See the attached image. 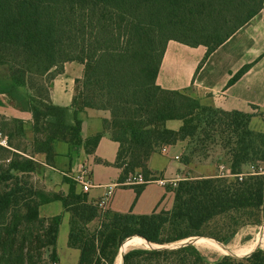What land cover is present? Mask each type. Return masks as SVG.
<instances>
[{
  "label": "trees",
  "instance_id": "trees-1",
  "mask_svg": "<svg viewBox=\"0 0 264 264\" xmlns=\"http://www.w3.org/2000/svg\"><path fill=\"white\" fill-rule=\"evenodd\" d=\"M263 10L264 0H0V95L30 110L34 121L29 141L22 120L0 116V135L8 140V147L0 145V264H60L64 215L78 264H116L133 237L160 247L194 237L227 246L243 229L264 226V132L251 128L253 118L264 121V107L229 112L193 97V87L176 91L158 84L170 42L205 47L200 72ZM260 60L243 66L227 88ZM72 62L84 66L83 77L72 106H56L52 83ZM88 110L110 118L84 140ZM170 121L183 125L172 130ZM106 135L119 145V183L144 175L146 184L131 186L138 198L160 180L150 170L153 155L179 143L187 144L182 164L214 159L232 176L181 180L173 207L160 204L149 215L102 211L68 177L67 193L35 179L37 155L54 167L57 146L64 144L74 151L84 147L91 158ZM56 202L64 214L43 217L41 208ZM124 264H264V249L211 261L195 245L138 248L125 254Z\"/></svg>",
  "mask_w": 264,
  "mask_h": 264
},
{
  "label": "crops",
  "instance_id": "crops-1",
  "mask_svg": "<svg viewBox=\"0 0 264 264\" xmlns=\"http://www.w3.org/2000/svg\"><path fill=\"white\" fill-rule=\"evenodd\" d=\"M206 52L207 49L205 47L192 49L174 41L170 42L158 77V84L164 89L176 91H182L193 87V97L200 99L203 101V103L229 112L242 111L250 113L252 112L251 106H258L261 108L264 107V10L248 25H246L236 35H234L217 52H215L201 69V71L196 74L198 64L203 59V55H205ZM260 57L261 60L246 75H244L235 85L227 88L229 81L243 66L254 62ZM259 66H262L260 70L262 71L260 73L261 78H253V75ZM65 71L66 66L64 74L58 75L53 81L50 89V96L54 105L68 108L71 107L73 103V89L75 88V85L74 80H72V88L65 84ZM0 116H5L8 119L22 120L26 124L27 139L29 141L33 140L32 126L34 121L33 114L30 110L20 108L17 103L7 95H0ZM86 116L87 118L84 119ZM108 118H110L109 112L88 110V112L82 117L83 139L86 140L92 134L101 131L103 127V120ZM251 128L257 132H264V121L262 118H253L251 122ZM107 139H111L109 135L104 136L98 146L95 156L91 158L87 156L84 147H80L78 150L74 151L71 147L61 144V148H64L65 146L66 148L64 150L61 149L58 152L54 167L47 165L45 156L37 155L36 161L38 162V167L35 174V179L42 183L49 191H62L67 193L69 186L64 183V177L74 180L75 175L80 171L84 164L88 165V163H90L89 161L93 160L96 162L98 159L102 162L98 164L110 166L105 164H109L110 162L107 161L101 154V149ZM186 146V143H179L175 146L167 148L164 153L154 154L150 161L151 172L156 177H161V179L164 180H184L189 178L187 176L184 177V173L185 170L190 169L194 163L187 166L181 163V158L186 152ZM176 148H178V152L176 154L175 160L178 161L181 167H173L172 159H170V154L172 153L173 149ZM204 164V167H201L199 169L200 172H198L203 173L204 175H202V177L198 176L196 179L219 177L220 171L217 168L207 167L209 169L207 172V163ZM221 167L222 165H220V169ZM116 169L119 172L117 183L112 182L105 185H96L94 184L92 177L93 186L90 192L87 193L91 202L97 203L99 200H101L105 196L110 186H117L114 189L113 194L117 189H131L135 192V190L131 187L118 186V184H120L119 178L121 171L118 168ZM56 173L60 174L61 177L55 175ZM157 183L160 182H152L148 184L147 187ZM78 188L80 191H82L80 187ZM52 205H55V203L45 205L41 208V215L43 217L48 218L64 214L63 205L61 208L57 206L58 208H54L55 210H50L49 213L44 214V209L47 207L52 209ZM157 207H155V209ZM107 209L120 213H128L130 211L134 212L132 208L129 211H120L116 209L114 207V198L112 200L110 199ZM155 209L152 211V213L155 211ZM135 212V214L142 215L138 210ZM67 216L69 224V215H64V219ZM68 248L72 249L69 246Z\"/></svg>",
  "mask_w": 264,
  "mask_h": 264
},
{
  "label": "rangeland",
  "instance_id": "rangeland-1",
  "mask_svg": "<svg viewBox=\"0 0 264 264\" xmlns=\"http://www.w3.org/2000/svg\"><path fill=\"white\" fill-rule=\"evenodd\" d=\"M198 48H192V49H198ZM202 52H203V50H202ZM206 53H205V55H203L204 56L203 59L198 64V67L196 69V74L199 73L198 68L200 67L201 63L203 62V60L206 56ZM254 62H252V63H254ZM252 63H249V64H252ZM261 68H262V66L257 67V70L255 71V73L253 75V78H256V79L261 78L260 77V73L262 72V71H260ZM83 72H84V66L82 64H79L76 62L66 64L65 84L67 86H69L70 88H72V80H74V85L76 87V81L83 77V74H84ZM62 74H64V73H62ZM38 82L39 83L43 82V83H45L46 86L48 84L46 79H39ZM66 85H65V87H66ZM73 93L75 95V88L73 89ZM86 118H87V116L84 117V119H86ZM181 126H182V122H180V121H170L167 124V127L169 129H172V130H179L181 128ZM61 146H62L61 144H59V146H57L58 152L61 149L64 150L66 148V146L64 148H61ZM117 150H118V145L116 143H114L113 141H111V139L110 140L107 139V141L105 142V144L103 145V147L101 149V154L107 161L110 162L109 163L110 166L98 164L97 162H95L93 160L89 161L90 163H88L87 166L89 167L90 172L92 174L94 184L105 185V184L112 183V182H114V183L118 182L117 178L119 177V172L116 169V167L114 166L116 158H117ZM177 152H178V148L173 149L172 153L170 154V157H171L170 159H172V166L173 167H181V165L178 163V161L175 160ZM215 155L216 154L211 153L212 157ZM204 163H207L206 168L207 167L208 168H217L220 171L219 177L222 175L223 170L220 169V165H223V163L214 162V159H208L206 161L198 160L197 162H195L191 166L190 169L185 170L184 177L187 176L192 180H195L198 176L202 177V175H204V174L198 173V172H200L199 169L201 167H204V165H205ZM208 168H207V172L209 171ZM260 168H264V165H261ZM210 170H212V169H210ZM248 172H251V170L247 169L246 173H248ZM55 175H57L58 177H61V175L58 173H56ZM157 178H159L160 180H164V179H161V177H157ZM177 188L178 187H174L171 184H168L166 187L160 183L152 184V185L147 187L145 192L139 198L136 196L135 192L131 189H117L115 191V193L113 194V196L111 197V200L114 198V207L120 211H129L132 208L134 210V213H136L135 211L138 210L140 212V214H142V215H149L152 213V211L155 209V207H157L159 204H161L162 209H171L173 207V204H174L175 191ZM52 206H53V207H51L52 209H50L48 207L45 208L43 213L44 214L49 213L50 210H55L54 208H58L57 206H59L61 208L62 204L61 203H55V205H52ZM68 225L69 224H68V216H67L65 219H63V223L61 226V231H60V236H59V241H58V254H59V257L61 260V264H77L78 259H79V252L76 250L69 249L67 246V242H68V238H69ZM208 239H210V238H208ZM212 240H214V239H212ZM259 240H262V242L260 243V246L257 249H259L261 247H262L261 249H264V226H262V227H249V228L243 229L237 235L235 240L230 245H227V246L224 245V247L228 249V252H225V253L223 251L214 250L212 248L209 249V248H203V247H198V246L197 247L204 255L208 256V258H210L211 261H214V260H216L220 257H223V256H232V257L243 259V258L251 256L257 249L249 256H238L234 253V251L242 250L245 247H247L248 245L250 246L252 243H255ZM185 242L186 241H183L181 243L179 242V244H177V245L183 244ZM220 245H222V244H220ZM156 247H160V246H156ZM168 247H170V246H168ZM145 249H148V248H145Z\"/></svg>",
  "mask_w": 264,
  "mask_h": 264
},
{
  "label": "built area",
  "instance_id": "built-area-1",
  "mask_svg": "<svg viewBox=\"0 0 264 264\" xmlns=\"http://www.w3.org/2000/svg\"><path fill=\"white\" fill-rule=\"evenodd\" d=\"M0 145L3 147H8V140L6 137H3L2 135H0ZM221 170H223L221 177H231L232 176L231 171L229 169H227L224 165H222ZM260 173L262 175H264V168L260 169ZM74 181L79 185V187L82 189L83 193H89L90 192V190L93 186V181H92V174H91L90 169L87 166V164H84L81 167L80 171L75 175ZM180 181L181 180L176 179V180H159V181H155V182H160L164 186L171 184L174 187H178ZM146 183L147 182H146V179L144 178V175L141 173H138L135 176H131L124 183L118 184V186H120V187H131V186H137V185H144ZM116 187L117 186H110L108 188V192L105 194V196L96 203V205L102 211L107 210V206L109 204V201L111 199L113 191Z\"/></svg>",
  "mask_w": 264,
  "mask_h": 264
},
{
  "label": "bare ground",
  "instance_id": "bare-ground-1",
  "mask_svg": "<svg viewBox=\"0 0 264 264\" xmlns=\"http://www.w3.org/2000/svg\"><path fill=\"white\" fill-rule=\"evenodd\" d=\"M141 239L144 240L143 238H141ZM141 239L137 238V237H135V238L133 237L129 240V242L126 244V246L123 248L122 252L120 253V255L117 259V264H123L124 253L126 250L128 251V250L134 249V248H148V243L145 240L142 241ZM262 240H259L255 243H252L250 246L248 245L247 247H245L242 250L234 251V253L238 256H249L260 246V243L262 242ZM194 244L198 247L209 248V249L212 248L214 250L223 251L224 253L228 252V249L225 248L224 245L222 246L218 242H216L212 239L199 238L198 240H196L194 242Z\"/></svg>",
  "mask_w": 264,
  "mask_h": 264
},
{
  "label": "water",
  "instance_id": "water-1",
  "mask_svg": "<svg viewBox=\"0 0 264 264\" xmlns=\"http://www.w3.org/2000/svg\"><path fill=\"white\" fill-rule=\"evenodd\" d=\"M199 238H203V237H194V238H190V239H188V240H185L186 242L185 243H183V244H180V245H177V244H179V243H177V244H174V245H172V246H170V247H156L155 245H153V244H150L149 242H147L146 240V242L148 243V249H151V248H170V249H176V248H180V247H184V246H188V245H195L194 244V242L196 241V240H198ZM130 240V239H129ZM129 240L128 241H126L125 243H124V245L122 246V248H121V250H120V253L122 252V250H123V248L126 246V244L129 242ZM215 241V240H214ZM181 243V242H180ZM177 245V246H176ZM130 250H132V249H130ZM129 251V250H128ZM127 250L125 251V253H124V256H125V254L128 252ZM120 255V254H119ZM123 264H124V258H123Z\"/></svg>",
  "mask_w": 264,
  "mask_h": 264
}]
</instances>
